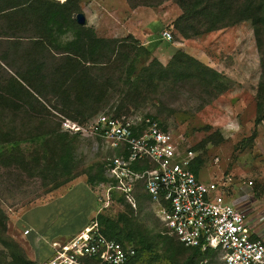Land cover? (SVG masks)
<instances>
[{"label": "rangeland", "instance_id": "1", "mask_svg": "<svg viewBox=\"0 0 264 264\" xmlns=\"http://www.w3.org/2000/svg\"><path fill=\"white\" fill-rule=\"evenodd\" d=\"M71 5L84 14L85 27L96 37L136 41L130 43L134 50L117 54L108 67H92L89 75L95 83L78 87L70 82L72 69L78 70L76 63L35 45L29 24H19L16 41L0 43V208L8 219L7 235L29 259L40 262L28 256L29 239L22 237L30 227L42 230L47 238L53 231L70 237L98 213L114 220L123 213L128 228L153 243L138 264H181L187 258L189 254L181 251L174 260L168 258L156 237L162 227L143 195L137 209L131 210L116 196L106 204L102 189L87 183L113 152L100 140L60 129L63 119L86 126L98 115L120 111L154 118L184 149L195 152L203 162L198 178L224 182L227 202L264 237V29L260 47L249 21L185 39L173 27L181 15L178 0H72ZM164 30L171 31V42L161 39ZM171 51L172 56L183 55L181 62L174 61L166 73H156L154 86L128 87L133 71L128 63L136 71L133 78L145 81L153 72L143 69L154 59L167 66L171 59L162 63L160 57ZM126 55L129 60H123ZM108 58L104 53L103 60ZM196 65L219 76L201 74ZM10 76L18 79L11 90ZM84 104L86 110L81 108ZM230 119L239 122L236 134L224 131ZM46 133L44 144L33 139ZM60 134L71 141L66 167L56 143ZM12 141L19 142L17 149ZM198 264L219 263L214 256Z\"/></svg>", "mask_w": 264, "mask_h": 264}, {"label": "built area", "instance_id": "2", "mask_svg": "<svg viewBox=\"0 0 264 264\" xmlns=\"http://www.w3.org/2000/svg\"><path fill=\"white\" fill-rule=\"evenodd\" d=\"M161 36L173 39L170 30ZM60 129L100 140L113 152L104 160L107 182L96 186L106 204L116 195L135 207L134 192L140 188L149 196L164 239L202 254L211 251L219 264H264V237L227 202V185L196 177L191 170L195 152L156 120L102 114L86 126L63 119ZM38 240L49 249L39 264H129L135 255L133 246L104 236L95 220L67 239Z\"/></svg>", "mask_w": 264, "mask_h": 264}, {"label": "trees", "instance_id": "3", "mask_svg": "<svg viewBox=\"0 0 264 264\" xmlns=\"http://www.w3.org/2000/svg\"><path fill=\"white\" fill-rule=\"evenodd\" d=\"M71 4L72 0H64L62 3L55 0H0V43L2 41H16L18 38L16 32L22 26L19 24H29L34 30L35 45L44 50L52 49L55 52L63 53L72 58L70 61L76 63L78 70L72 69L73 74L70 76L72 77L70 82L75 81L78 87L79 84L81 87L84 85L92 86L95 83V80L89 75L92 67H94L93 69H99L110 66L114 63L117 54L122 53L124 50L126 54L132 53L134 48L130 43L136 41L130 42L96 37L90 28L76 23L74 16L78 10L77 7L72 9ZM178 5L181 9V15L173 22V27L181 37L188 39L200 34L230 27L243 21H249L256 43L260 47L264 29V0H178ZM62 37L65 39L63 42L61 40ZM142 51L149 56L147 50L142 48ZM104 53L110 55V58L106 61L103 60ZM182 57V54L176 52L170 58L171 60L167 66H163L155 59L152 60L147 68L143 69L148 74L153 72L145 81H141L140 78H133L136 71L128 63L127 67L131 66L130 69L133 70L132 74L127 77L128 87L133 89V87L137 88L140 84L154 86L156 81L155 74L166 73L173 62H181ZM123 60H129L128 56H124ZM196 66L201 71V74L208 72L217 77L219 76L218 73L210 68L201 65ZM262 66L264 67V59H262ZM37 67L40 69L41 66ZM15 78L9 77L7 86L10 88L9 90L17 85L18 79ZM81 108L82 110H86V104ZM80 114L82 116L85 115L84 111L80 112ZM115 115H121L120 111L115 112ZM162 128L165 129L163 126ZM48 133L36 135L33 139L44 144ZM56 143L61 145L62 163L66 167L70 158L71 141L67 140L65 135L60 134L56 138ZM18 145L19 142L12 141V148L17 149ZM1 149L0 152L2 151ZM202 164V160L197 157L191 165V170L196 177H198ZM106 182L104 163L96 176L87 177V183L92 187ZM141 195L149 201V196L142 189L137 188L134 192L135 207L128 203L123 196L113 195V197L116 196L117 201L124 203L129 209L136 210L138 198ZM94 220L98 223L104 236L114 239L123 245L134 247L135 255L129 264H138V260L142 254L152 251L153 243L145 238L144 235L130 230L123 213L118 215L116 220L98 213ZM7 221L6 214L0 208V264H39L37 260L29 259L19 244L7 235ZM35 230L31 229L28 236L34 238L39 234L41 235L40 232ZM156 237L165 248L168 258L174 260L179 251L189 254L181 264H198L215 256L211 251L202 254L195 248L184 247L174 243L170 239H164L161 232L157 233Z\"/></svg>", "mask_w": 264, "mask_h": 264}, {"label": "crops", "instance_id": "4", "mask_svg": "<svg viewBox=\"0 0 264 264\" xmlns=\"http://www.w3.org/2000/svg\"><path fill=\"white\" fill-rule=\"evenodd\" d=\"M163 41H165L163 38H161ZM141 42H142V44L143 45H145L146 44V41L145 40H141ZM165 42H167V41H165ZM172 51L171 52H169L168 54H162L161 55V57H160V61L162 62V63H165V62H167L170 58H171V56H172ZM163 59V60H162ZM86 226V225H85ZM85 226H83V227H81L79 230H77L76 232H74V234L75 233H77L78 231H80L82 228H84ZM31 229H33L32 227H30V230ZM28 230V229H27ZM34 230V229H33ZM35 231H38V232H40L41 233V235L39 234L37 237H32V236H22L23 238H27V239H29V248H30V251L31 252H29V254L27 253V251H26V253L28 254V256L31 258V257H35V258H37V259H43V258H45L47 255H48V253H49V249L45 246V245H43V244H41L40 242H39V240H38V238L39 237H44V235H43V231L42 230H35ZM72 233V232H71ZM70 233V234H71ZM74 234H72L71 236H73ZM70 236V237H71ZM47 238V237H46ZM67 238H69L67 235H66V233L65 232H63V231H53V232H51L50 233V237L48 238V239H57V240H64V239H67ZM41 247H45L44 249H46V251H44V249L43 250H41L40 248ZM31 259H34V258H31Z\"/></svg>", "mask_w": 264, "mask_h": 264}, {"label": "clouds", "instance_id": "5", "mask_svg": "<svg viewBox=\"0 0 264 264\" xmlns=\"http://www.w3.org/2000/svg\"><path fill=\"white\" fill-rule=\"evenodd\" d=\"M224 131H227L229 133L232 134H236L240 131V125L239 122L234 120V119H230L226 125H224Z\"/></svg>", "mask_w": 264, "mask_h": 264}, {"label": "water", "instance_id": "6", "mask_svg": "<svg viewBox=\"0 0 264 264\" xmlns=\"http://www.w3.org/2000/svg\"><path fill=\"white\" fill-rule=\"evenodd\" d=\"M75 21L80 26H84L86 24V18L83 13H77L75 15Z\"/></svg>", "mask_w": 264, "mask_h": 264}]
</instances>
